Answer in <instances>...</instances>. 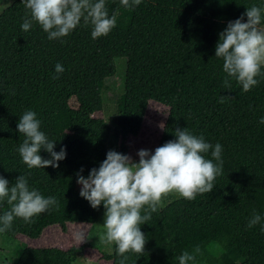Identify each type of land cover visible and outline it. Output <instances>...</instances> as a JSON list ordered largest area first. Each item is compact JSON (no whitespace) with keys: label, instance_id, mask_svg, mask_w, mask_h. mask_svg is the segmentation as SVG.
<instances>
[{"label":"trees","instance_id":"trees-1","mask_svg":"<svg viewBox=\"0 0 264 264\" xmlns=\"http://www.w3.org/2000/svg\"><path fill=\"white\" fill-rule=\"evenodd\" d=\"M253 5L264 8V0H142L133 9L106 0L109 17L116 16L107 36L93 40L91 25L81 21L70 35L49 40L35 23L28 32L21 29L26 9L13 0L0 13V177L11 186L25 176L30 190L55 197L58 207L34 217L35 223L14 219L11 230L0 235L37 239L55 224L58 211L105 212L103 205L93 209L80 197L65 171L98 169L106 159L109 129L97 116L100 91L114 73L113 59L123 58L122 110L141 115L149 101L166 108L154 150L174 140L177 128H187L213 146L222 145L223 161L211 193L176 199L151 214L141 226L147 239L144 254L126 253V264H179L177 257L197 246L194 264H264V124L259 123L264 76L247 93L234 79L225 88L223 60L215 57L219 33ZM127 11L136 18L118 24V14ZM57 63L64 68L61 74L55 72ZM221 96L230 99L220 103ZM71 98L73 108L67 104ZM29 110L55 142L54 151H66L55 169H28L19 156L25 137L17 123ZM40 155L50 159L43 149ZM205 158L213 159L211 150ZM9 208L0 203V215ZM254 214L261 223L249 228ZM77 251L25 247L12 264H71ZM103 259L119 264L114 244Z\"/></svg>","mask_w":264,"mask_h":264},{"label":"clouds","instance_id":"clouds-1","mask_svg":"<svg viewBox=\"0 0 264 264\" xmlns=\"http://www.w3.org/2000/svg\"><path fill=\"white\" fill-rule=\"evenodd\" d=\"M26 9L21 29L28 32L33 24L38 25L49 40H60L71 34L83 21L91 25L93 40L107 36L116 27V16L109 17L106 0H21ZM120 5L133 9L142 0H119ZM247 17L246 22L244 17ZM264 8L255 5L235 21H230L219 33L215 46V57L223 60L226 73L224 87H231L234 79L247 93L258 84L257 77L264 76ZM61 64L55 65L57 74L63 73ZM58 79L59 75L53 77ZM229 97L221 96L220 103ZM264 124V117L259 121ZM41 121L34 111H26L19 118L17 131L25 139L18 148L19 156L28 169L57 168L66 157L61 148L54 151L55 142L40 130ZM175 139L157 147L154 153L141 149L137 152L138 163L128 155L109 150L99 168L90 170L87 178L77 174L79 195L93 209L103 205L105 234L101 237L105 245H115L119 264H126V253L142 256L147 239L141 226L151 219V214L162 206L170 193L188 201L198 194H209L214 181L222 174V145L205 142L202 136L193 135L187 128H177ZM43 149L50 159H44ZM211 150L213 159H206ZM216 161V163L213 162ZM83 169H81V172ZM10 208L0 215V233L12 228L14 219L24 223H35L34 217L58 207L55 197L45 198L36 189H29L25 176L20 175L14 185L0 177V203ZM143 213V215H142ZM262 217L254 214L248 227L260 224ZM264 233V225L261 226ZM81 242L85 239L79 237ZM200 253L197 246L192 253L184 251L177 257L179 264H194Z\"/></svg>","mask_w":264,"mask_h":264},{"label":"rangeland","instance_id":"rangeland-1","mask_svg":"<svg viewBox=\"0 0 264 264\" xmlns=\"http://www.w3.org/2000/svg\"><path fill=\"white\" fill-rule=\"evenodd\" d=\"M13 0H0V13L12 3ZM134 11L118 14L117 23L123 24L129 19H135ZM114 73L103 82L100 91L101 112L97 115L108 127L109 133L105 143L106 149L128 155L138 163L137 152L141 149L154 153L156 142L160 136L161 128L166 117V108L149 101L141 115L124 112L121 108L123 95V81L125 73V60L115 58L112 61ZM74 98L67 104L74 107ZM81 169L83 171L81 172ZM91 168H77L65 171V176L74 184L75 190L80 192L77 184V174L87 178ZM177 194L170 193L163 199L162 206L179 199ZM55 224L45 228L37 239H27L17 236L7 239L0 235V264H12L16 254L25 247L28 248H59L66 250L70 247L78 249L75 260L71 264H110L103 259L109 255L112 246L105 245L101 237L105 234L103 228L104 212L78 213L73 211H58L54 213ZM65 226V231L60 225ZM83 235L81 242L79 237Z\"/></svg>","mask_w":264,"mask_h":264}]
</instances>
